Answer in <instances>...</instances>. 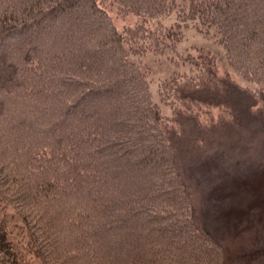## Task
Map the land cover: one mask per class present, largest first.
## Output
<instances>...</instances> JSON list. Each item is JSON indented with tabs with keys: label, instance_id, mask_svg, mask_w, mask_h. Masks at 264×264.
<instances>
[{
	"label": "trees",
	"instance_id": "trees-1",
	"mask_svg": "<svg viewBox=\"0 0 264 264\" xmlns=\"http://www.w3.org/2000/svg\"><path fill=\"white\" fill-rule=\"evenodd\" d=\"M117 5L213 27L236 69L263 88L203 62L162 92L164 118L145 67L128 58V42L147 43L144 23L119 32L98 0H0V204L25 232L22 248L0 217V264H224L214 229L242 212L236 202L213 207L229 195L218 189L262 171L249 146L264 130V0ZM152 37L146 47L161 43ZM210 106L223 116L202 123L194 110Z\"/></svg>",
	"mask_w": 264,
	"mask_h": 264
},
{
	"label": "rangeland",
	"instance_id": "rangeland-1",
	"mask_svg": "<svg viewBox=\"0 0 264 264\" xmlns=\"http://www.w3.org/2000/svg\"><path fill=\"white\" fill-rule=\"evenodd\" d=\"M117 1L98 0L119 32L133 30L137 25L144 23L146 29H141V35L147 43L142 42L143 46H140L137 41L128 42L126 48L133 65L140 64L145 67V80L148 83L151 100L159 107L162 117L169 118L172 113L171 105L163 101L162 92L164 94L167 92L165 95H168L175 85L196 78L201 73L203 62L217 75H227L243 88L253 91L263 88L257 81L260 78L245 77L236 69L213 27L203 26L197 19L180 18L175 10L146 19L137 13L128 12L125 8L126 11L121 9ZM152 32H160L162 41L158 45L146 47L151 43L149 39L153 38ZM163 33L168 34L164 39ZM194 111H198L199 120L206 124L220 118L224 113V110L217 106L199 107ZM253 135L256 141L250 144L249 153L254 152L255 156H260L258 170L262 171L254 177L250 174H241L233 183H224L218 191L223 188L224 193H229L228 197L221 198L220 202V196H216L213 202L216 209L219 204L236 202V206L242 212L240 216L231 219V222L229 219L226 227H222L225 228V232H222V228L219 232L218 228H213L217 240H220L223 247L224 264H264V156L262 157L264 130ZM246 147L248 146L242 145L240 152L246 153ZM228 189L231 191L227 192ZM0 217L8 225L11 232L9 238L22 247L25 232L15 212L8 208L4 210L0 204ZM212 219L216 221L215 213L212 214V218L209 215L211 225ZM226 220L228 219H220L219 223H225ZM22 254L32 262L25 249Z\"/></svg>",
	"mask_w": 264,
	"mask_h": 264
}]
</instances>
